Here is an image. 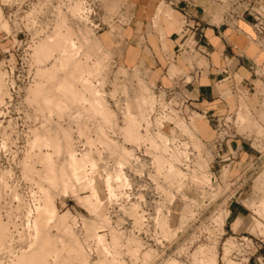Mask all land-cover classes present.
<instances>
[{
  "label": "clouds",
  "instance_id": "1",
  "mask_svg": "<svg viewBox=\"0 0 264 264\" xmlns=\"http://www.w3.org/2000/svg\"><path fill=\"white\" fill-rule=\"evenodd\" d=\"M262 57L264 0H0V264H216L169 209L264 180Z\"/></svg>",
  "mask_w": 264,
  "mask_h": 264
},
{
  "label": "rangeland",
  "instance_id": "2",
  "mask_svg": "<svg viewBox=\"0 0 264 264\" xmlns=\"http://www.w3.org/2000/svg\"><path fill=\"white\" fill-rule=\"evenodd\" d=\"M23 38V34L20 37ZM251 167L247 169V171L242 174L241 181L242 183L248 182L250 186L253 187V182L255 178L258 176V171H254L256 168L255 162L252 161ZM228 179L225 180L227 182ZM236 190H232L230 185L228 187V191L224 193L220 192H212L201 189L199 186H193L189 195V201H176L171 209H169L170 214V223L176 224L177 217H180V224L184 225V231L180 233L177 241L173 243L170 251H174L177 247V244H183V246L187 249L190 246V249L194 253H199V246L202 243V233L204 230L213 222H218L219 219L223 216H228L225 209L226 203L230 197L233 196ZM258 209L254 204L253 212L259 216ZM252 215L251 211L249 215L243 219V221L247 220ZM257 219V220H256ZM259 219V220H258ZM259 223V235L248 231L250 233V237L252 236L254 239H259V236H264V219L260 217L252 216L249 225ZM229 221L226 220V227L224 228V232L220 234L216 239V247H215V260L218 264H230L231 261L235 258V260L240 264H246L244 258L238 257L236 253L231 251L233 248L238 250L237 242H235L234 237H238L239 235H234L230 231ZM246 228V227H245ZM249 228H247L248 230ZM232 238L233 245L228 254V262H224L222 260L225 250L229 245L228 240ZM253 255L255 251L251 252ZM242 259V260H240ZM247 259V257L245 258Z\"/></svg>",
  "mask_w": 264,
  "mask_h": 264
},
{
  "label": "crops",
  "instance_id": "3",
  "mask_svg": "<svg viewBox=\"0 0 264 264\" xmlns=\"http://www.w3.org/2000/svg\"><path fill=\"white\" fill-rule=\"evenodd\" d=\"M182 7L184 5H181ZM145 11H147V7H145ZM246 18H247V23L249 25L248 30L252 31L250 25L253 22V18L249 15L246 14ZM177 37L175 35H173L172 39H176ZM218 40V34L215 38L210 40L209 36H203L201 35L200 38V43L206 47H213L215 45V43ZM235 41V47L234 48H225L224 52L229 55L232 56L233 53L238 52L240 47H243L245 44V41L242 37H235L234 38ZM136 54V49L135 46L133 45L128 52V57L132 58L134 57ZM250 54H254V50H252L250 52ZM262 59H264V57H262ZM244 64L250 65V61L245 60ZM203 91L207 92V89H204ZM245 147V157H244V163L245 165H248L250 163L249 161V157H253L256 155V153H254L250 148H248L247 145L244 146ZM237 163H239V161H237ZM252 163V161H251ZM248 168H246L242 173H241V177L242 174H244L247 171ZM229 178V172L228 170H225V172L223 173V179L226 180ZM253 187L249 185L248 182L242 183V181L240 180L239 183H237V188H239V190L236 192V194L232 197V199H230L227 203H226V207L227 209H225V211L227 212V220L229 221V225H230V231L232 232V234L237 235L233 232L231 225L233 224V222H235L237 220V218L239 217L241 219V221L243 223H246L247 225H249L250 220L252 218V215L245 221H243L244 218H246L250 211L251 213H253L254 210V201H258V196H259V192L258 191H254L255 189H260L262 187H264V180H261L260 178V173L258 172V176L255 178L254 182H253ZM236 190V189H234ZM249 230H247V228H243V231L240 232L238 235H247L250 236L251 234L248 233ZM252 237V236H251ZM260 238L258 240V249L255 252V254L247 261V259H243L246 261V264H264V236H259ZM242 260V262H243ZM240 264V263H238Z\"/></svg>",
  "mask_w": 264,
  "mask_h": 264
},
{
  "label": "built area",
  "instance_id": "4",
  "mask_svg": "<svg viewBox=\"0 0 264 264\" xmlns=\"http://www.w3.org/2000/svg\"><path fill=\"white\" fill-rule=\"evenodd\" d=\"M249 16H251V15H249ZM251 17L253 18V22H254V17L253 16H251ZM240 180H241V178H240ZM240 180H239V182H240ZM237 185H234V186L230 185V188L232 190L236 189L233 196L239 190V188H237ZM232 197H230L229 200L232 199ZM234 239H235V242H237V246H238V253H236V255L238 257H241V258L247 257V261H248L253 256V254L251 252L252 251L256 252L258 249V243H259L258 240L254 239L253 237L247 236V235H239L238 237H234ZM240 260H242V259H240Z\"/></svg>",
  "mask_w": 264,
  "mask_h": 264
},
{
  "label": "bare ground",
  "instance_id": "5",
  "mask_svg": "<svg viewBox=\"0 0 264 264\" xmlns=\"http://www.w3.org/2000/svg\"><path fill=\"white\" fill-rule=\"evenodd\" d=\"M257 212H259V211H257ZM255 216V217H260V215L258 216L257 214H256V212H253L252 213V216ZM257 220V219H256ZM259 220V219H258ZM244 228L246 227V228H249L248 230L249 231H251V232H253V233H255L256 235H259L258 233V231H259V223L257 224H253V225H247L246 223H244ZM228 243H229V245L227 246V248H226V250H225V253H224V256H223V258H222V260L226 263V262H228V254H229V252H230V250H231V247H232V245L234 244L233 243V240H232V238L230 239V240H228ZM232 251V250H231ZM216 264H218L217 262H216Z\"/></svg>",
  "mask_w": 264,
  "mask_h": 264
}]
</instances>
